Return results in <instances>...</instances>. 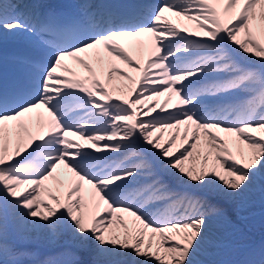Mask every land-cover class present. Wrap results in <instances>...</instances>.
I'll list each match as a JSON object with an SVG mask.
<instances>
[{
    "label": "snow or ice",
    "instance_id": "6c2138e0",
    "mask_svg": "<svg viewBox=\"0 0 264 264\" xmlns=\"http://www.w3.org/2000/svg\"><path fill=\"white\" fill-rule=\"evenodd\" d=\"M139 7L29 23L0 3V30L29 33L41 52L21 58L20 87L0 89V264H29V234L61 229L101 256L198 264L211 221L229 220L226 205L264 170V0ZM58 169L74 178L66 191ZM162 170L224 203L173 188ZM10 213L31 229L14 233Z\"/></svg>",
    "mask_w": 264,
    "mask_h": 264
},
{
    "label": "bare ground",
    "instance_id": "6f19581e",
    "mask_svg": "<svg viewBox=\"0 0 264 264\" xmlns=\"http://www.w3.org/2000/svg\"><path fill=\"white\" fill-rule=\"evenodd\" d=\"M78 1L83 3V4H87V0H78ZM132 1L136 5H139V6H141L143 4H156L159 2V0H132ZM12 2H13V0H0V3H4L5 7L8 8L9 12H15V10L17 8L14 7L13 5H15L16 3H12ZM43 3L45 5H49V6L52 3L62 4L66 7H72V5H73V2L71 0H43ZM43 8H44V6H43ZM172 19H173L174 23H177L178 27L183 26L180 23L181 21L178 20L177 18L172 17ZM185 22L187 23L186 26H188L190 28H194V25L191 22H188V21H185ZM7 33H9V32H6L4 30H0V38H2L1 37L2 35L4 37V35ZM18 35L20 36V34H18ZM125 46L128 47L127 44ZM128 50H129L130 54H132L135 59L141 58L139 53L136 51V49H134L132 47H128ZM238 57H240V56H238ZM143 60L146 62L147 52L144 53ZM116 62L117 63H115V64L117 66L125 68L126 70L130 71L132 73V75H134V76L138 75L137 73H135L131 69H127V66L124 65L122 62H120V61H116ZM68 63L71 64L72 62L69 61ZM104 67H105V71H106L108 65L105 64ZM98 71H99V69H98ZM120 79H121L120 77H117V81H119ZM159 99H160L161 103H163V101H164V99H166V97H160ZM31 116L34 119L35 113L31 114ZM173 131L174 130H166L165 132L169 133V135H171L173 133ZM221 135H224V134L221 133ZM58 174H59V178L65 182V188L62 189V191H66L68 182L74 178L72 177V175L70 173H67V171L64 169H58ZM257 176L261 177L260 178L261 180L262 179L264 180V172H259L257 174ZM176 182L178 184H172L171 185L173 188L180 189V190H184L183 188H186V186L183 185L179 180ZM48 183L51 184L52 182L49 181ZM190 188L192 190H195L198 193V196L207 195L208 201L212 204H223L224 203L223 199L218 195L212 194V197H214L213 199L211 197H208L209 193L207 192V190L198 189V188H194V187H190ZM89 191H90V186L85 185V195L86 196H87ZM249 193H250V190L246 191L242 196L237 197L234 204L226 205V206L234 209L230 212V216L232 219L228 220L229 223L222 221V220H217V219H213L211 221V223L209 225L208 235L210 237L212 232H215L216 237H214V238L212 237L213 239L211 238L212 240H210V241H212V244L210 243V245H211L210 249L211 250L208 249V247H207L206 249L209 250V252H206V250L202 247L199 254H202V255L205 254V256L211 257L212 252H214V248H215V246L213 247V244H215V243L219 244L220 241L223 242L225 240H230V236H228V233L232 228H228V227H229L231 220H233V219H236L238 221L241 220L239 218V215L237 214V212L235 210L236 208H234V205L235 204H236L235 206L245 205V203H247L250 199ZM150 212L155 213V212H157V209L152 208L150 210ZM125 218L128 219L129 221L131 219L128 217H125ZM16 224H17V226H16L17 231L24 230V229H31V227H32L30 224H24L23 222L19 221L17 218H16ZM260 234L261 233H259V232L255 234L256 241L253 240L252 241L253 244H254V242H257L260 240ZM29 235L31 237L29 242H33L36 244V246L27 249L29 252L32 253V256L29 258V264H46V262L50 261V260L55 261L56 264H65V263L69 264V262L63 263V262L59 261V259H58L59 254L62 253L65 256V254L67 252L75 253V256H76V258L73 256L75 258V260L70 261L71 262L70 264H140L141 258H138V257L121 256V255L101 256V255H99V250L94 246V244L91 241H81L77 237L73 236L72 233L67 231L66 229L59 230L55 235H52L48 230H40L39 232H31ZM235 242H236V240H235ZM240 243L241 242H239V244ZM237 244H235V245H237ZM210 245H208V246H210ZM208 259H211V258H208ZM64 260H65V257H64L63 261ZM241 261H244V260L242 259ZM202 263H204V262H202ZM200 264H201V262H200ZM204 264H206V263H204Z\"/></svg>",
    "mask_w": 264,
    "mask_h": 264
},
{
    "label": "rangeland",
    "instance_id": "374dc122",
    "mask_svg": "<svg viewBox=\"0 0 264 264\" xmlns=\"http://www.w3.org/2000/svg\"><path fill=\"white\" fill-rule=\"evenodd\" d=\"M180 23L183 26L187 24L185 21L180 22ZM168 138L169 137H167L166 140ZM177 145H179V141L177 142ZM260 172H264V170ZM260 178L261 177L257 176L255 182L249 189L250 190L249 201L245 203V205L243 206H238V205L235 206L236 204L234 205V208H236L235 209L236 212L239 214V218L241 216L242 218H240L241 219L240 221L236 219L231 220L229 227H228V228L233 229V230L231 229L228 233V236H230V240H225L223 242L220 241L219 244L217 243L213 244V247L215 246V248H214V252H212L211 257H207L205 256V254L203 255L198 254L199 256L196 257L197 261H199L198 264H200V262L201 264H204V263L206 264H241V263H238V261L248 251L250 253L248 254L247 256L248 259L245 261L244 264H251V262L254 261V258L256 259L255 261H260L261 259H264V244H262V246L259 247L258 249L254 250L252 249V245L249 243L250 240L253 239L249 230L254 229L255 227L258 226L260 230L264 232V227H261V226H264V180L263 179L261 180ZM164 179L167 180V178H164ZM209 197H211L212 199L214 198L212 197V194H209ZM229 219H232L231 216ZM225 222H228V220ZM214 233L215 232H212L211 234L212 236L210 235L209 240H208L209 242L203 245V248L206 250V252H209V250L206 249L207 247L208 249L211 248L210 243L212 244V241L210 240L216 237V233L215 234ZM263 237L264 235L261 237V239ZM233 238L234 239L236 238L235 239L236 242ZM239 242L241 243L239 244ZM208 258H211V259H208Z\"/></svg>",
    "mask_w": 264,
    "mask_h": 264
}]
</instances>
